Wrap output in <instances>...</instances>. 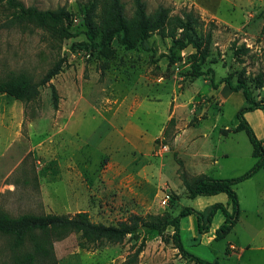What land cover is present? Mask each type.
Segmentation results:
<instances>
[{"label":"rangeland","instance_id":"374dc122","mask_svg":"<svg viewBox=\"0 0 264 264\" xmlns=\"http://www.w3.org/2000/svg\"><path fill=\"white\" fill-rule=\"evenodd\" d=\"M20 1L41 10H67L73 35L62 33L59 24L11 23L13 10L0 3L1 76L22 71L38 81L65 58L62 70L39 86L35 101L25 104L0 93V211L11 216L86 212L105 224L133 214L165 219L183 206H199L197 197L186 196L179 160H185L190 179L202 173L234 177L253 165L246 132L232 131L245 99L221 80H242L256 100L264 99V0H144L148 14L159 5L170 15L192 10L201 22L196 31H211L199 76L191 69L195 49L177 50L170 62L165 54L172 39L156 30L134 49H125L114 37L108 56L73 48V42L84 39L90 0ZM122 2L133 20V1ZM95 12L102 14L101 3ZM50 83L58 95L57 108ZM247 117L258 134L264 133V110L248 111ZM174 138H205L202 163L181 156ZM162 145L168 150L161 151ZM234 188L239 214L230 231L215 239L214 230L224 220L220 211L203 234L197 232L195 216L187 215L180 219L182 243L208 262L264 264V169ZM223 196L216 195L214 202ZM172 232L171 226L161 234L141 229L138 237L126 235L121 242L92 249L81 248L78 234L70 233L53 241L50 264H123L142 238L136 264H198L179 255ZM0 264H15L10 238L1 233Z\"/></svg>","mask_w":264,"mask_h":264},{"label":"trees","instance_id":"16d2710c","mask_svg":"<svg viewBox=\"0 0 264 264\" xmlns=\"http://www.w3.org/2000/svg\"><path fill=\"white\" fill-rule=\"evenodd\" d=\"M134 6V19L130 20L124 9L122 0H90L84 15V39L75 41L73 48L81 50H98L106 56L110 55L109 45L114 37L125 49H134L144 43L150 33L154 30L161 35L170 36L172 44L167 56L170 62L175 61L177 50L187 46L195 49L194 60L191 62V69L194 75L199 76L203 72L200 64L208 55V48L211 42V31H196L201 29V22L192 10H184L180 14H169V9L159 5L157 9L148 14L145 9L144 0H132ZM13 10L11 23L32 22L38 26L46 24H59L61 32L66 36L73 34L69 30L71 13L61 8L58 10H41L30 5L25 6L20 0H0ZM101 3L102 14H96L95 9ZM15 21V22H14ZM65 58L57 59L54 64L38 80L34 81L25 72L9 71L0 75V93L3 92L14 99L25 104L35 101L39 96V86L48 83L52 77L58 74L64 64ZM260 85L261 76L257 78ZM232 91H241L245 105L236 112L237 124L232 129L236 132L244 130L252 145V155L255 157L253 165L242 174L229 178H215L204 173L190 179L183 163L178 161V174L185 188L186 196L195 198L198 196L215 195L225 193L226 203L214 202L202 212L190 206H183L177 215L162 219L159 216H149L143 219L139 215H131L126 220L118 221L116 224H105L92 221L86 212H77L74 215L57 214L53 212L36 214L22 213L11 216L0 211V233L10 238V247L15 257V264H50L53 260V241L70 233L78 234V245L81 248L92 249L105 242H121L126 235L138 237L141 229H153L161 234L167 226L173 228L172 241L180 256L190 259L198 264H219L218 261L208 262L189 252L183 245L180 235V219L187 215H194L198 234L208 232L213 216L220 211L223 222L215 228V239L226 235L239 214L238 196L234 185L242 180L251 177L259 169H264V146L262 140L257 137L254 129L245 118V113L255 109L264 110V99L256 100L242 80L233 84L229 77L221 80ZM52 101L54 108H57L58 95L53 84ZM214 84V88H215ZM173 124V118L169 120ZM167 131V128L164 132ZM225 133L228 129L223 130ZM144 239L135 248L131 258L123 264H136L139 253L143 250Z\"/></svg>","mask_w":264,"mask_h":264},{"label":"crops","instance_id":"0c3cea01","mask_svg":"<svg viewBox=\"0 0 264 264\" xmlns=\"http://www.w3.org/2000/svg\"><path fill=\"white\" fill-rule=\"evenodd\" d=\"M247 113H245V117L247 119V121L249 122V124L252 126V128L254 129L255 131V134H257V137L259 139L262 140V143H263V146H264V133H261V134H258L255 130V127L250 123V121L248 120V117H247ZM151 138H144V140H147L149 141ZM154 139V138H153ZM205 138H174V147H175V150L182 156V154H185L187 156V158L189 157H195V160H197L198 162H201L202 163V158L206 157L205 155V152H203L204 150H207V147H204L203 145V141H204ZM3 145V142L0 141V147ZM222 155L224 156H227L226 153H222ZM211 157V156H209ZM172 160V159H171ZM174 161V160H173ZM197 162V163H198ZM177 165V168L179 166V164H176ZM183 166L185 168V160L183 161ZM176 167V166H175ZM176 169V168H175ZM135 170H136V167H135ZM186 170V169H185ZM138 172L141 174L142 172L140 170H138ZM175 173H176V170H175ZM139 174V175H140ZM165 181V180H164ZM220 193L218 194H215V195H208V197L206 198H203L204 196H198L197 197V202L199 203L198 205V210H200L201 206L203 207H207L209 206L210 204L214 203V200L213 197H215L216 195H219ZM225 194V193H224ZM226 195V194H225ZM196 198V197H195ZM227 201V196H224L222 198H220V201L219 202H222V203H226ZM197 227V226H196ZM181 235V234H180Z\"/></svg>","mask_w":264,"mask_h":264},{"label":"built area","instance_id":"2783aa9c","mask_svg":"<svg viewBox=\"0 0 264 264\" xmlns=\"http://www.w3.org/2000/svg\"><path fill=\"white\" fill-rule=\"evenodd\" d=\"M163 150H168V147L166 145H162L161 151H163Z\"/></svg>","mask_w":264,"mask_h":264}]
</instances>
